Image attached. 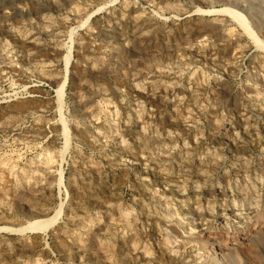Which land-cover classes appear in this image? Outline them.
I'll return each mask as SVG.
<instances>
[{
  "label": "rangeland",
  "instance_id": "1",
  "mask_svg": "<svg viewBox=\"0 0 264 264\" xmlns=\"http://www.w3.org/2000/svg\"><path fill=\"white\" fill-rule=\"evenodd\" d=\"M142 1L0 0V264H214L203 239L238 242L264 212V44L225 12L186 44L214 15ZM240 1L264 31V0ZM263 235L218 264H264Z\"/></svg>",
  "mask_w": 264,
  "mask_h": 264
},
{
  "label": "bare ground",
  "instance_id": "2",
  "mask_svg": "<svg viewBox=\"0 0 264 264\" xmlns=\"http://www.w3.org/2000/svg\"><path fill=\"white\" fill-rule=\"evenodd\" d=\"M127 1V0H126ZM137 2L139 1L140 3H143V1L142 0H136ZM153 1V3L155 4L154 6H155V8L158 10V12L162 15V16H165V13L167 12V11H170V12H173L174 14H175V16L176 17H180V16H183V15H185V14H187V13H190L189 12V9L188 10H186V11H184L183 12V10L181 11L180 9H178L176 6H174L173 4H171V2H168L169 0H151V2ZM194 2H193V4L196 6V11L197 12H199V13H203V14H209V13H211V15H214V17H213V19H211V20H206V21H208V22H206V21H204L206 24H204V25H202V26H200V25H196V24H186V25H188V26H186V25H184V31H185V39H184V41H185V43L186 44H190L192 41H196L197 40V42L199 41L198 40V38L200 39L201 37H203V36H205V37H209V35L211 36L212 34H213V31L214 30H217L218 32H220V31H222L221 29L224 27V26H226L225 25V23H226V18L225 17H220V16H218L219 15V13L221 12V14L223 13V12H225V14L227 13V14H229V15H232L234 18H236L239 22L238 23H241V24H239V25H241L242 26V29H243V31L246 33V35L250 38V39H252L253 40V42H255V43H257V45H258V43H263L264 44V39H263V37L261 38V35L262 36H264V31H263V28L261 29V27L259 26V28H257V25H256V23H255V21H254V19L251 17V14L252 13H250L249 12V7H248V5H245V4H243L240 0H193ZM24 2V0H20V5L22 4ZM138 2V3H139ZM150 2V1H149ZM218 4H221L222 6H224V8H217V6H218ZM96 6V5H95ZM153 6V7H154ZM18 7V9H20V7L21 6H17ZM77 9V8H76ZM162 12V13H161ZM164 12V13H163ZM244 12L246 13V14H244ZM224 14V13H223ZM4 16V15H3ZM141 17V16H140ZM167 17V16H166ZM3 17L1 16V19H2ZM4 19V18H3ZM2 19V20H3ZM7 19V18H6ZM202 19H204V17H203V15L201 16V18H200V20H202ZM172 20V24H174V21H175V19L173 20V18L171 19ZM197 20V19H196ZM195 20V21H196ZM139 21H141V24H139L138 26H142V25H146V21H148L147 19H142L141 18V20H139ZM203 21V20H202ZM146 22V23H145ZM149 22V21H148ZM198 22H200V21H198ZM157 23V22H156ZM201 23H203V22H201ZM147 24H153V22H149V23H147ZM262 25V24H261ZM172 27H173V25H171ZM5 27V26H4ZM8 27V26H7ZM153 27V26H152ZM1 28V27H0ZM3 30V29H2ZM224 30V29H223ZM226 30V29H225ZM1 31V30H0ZM4 31V30H3ZM261 31V32H260ZM218 32H216V33H218ZM216 33H214L213 35H215ZM219 34V33H218ZM123 35V34H122ZM222 35V34H221ZM224 36H225V34H223ZM222 35V36H223ZM135 37H134V39L133 40H128V42L127 43H123V44H126V47L125 48H122V49H124V51H129V52H131V53H133V54H136L138 51H143L144 49H142V46H140V44H142L141 42L142 41H144L146 38H139L140 40H139V42H138V37L136 36V35H134ZM220 36V35H219ZM167 39H168V41L167 42H165V43H160V44H158V45H155V47H159L160 49H162V48H164L165 50H167V51H169V49L171 48V46H170V42H169V39L170 38H168L167 37ZM238 40H239V38H238ZM240 41V40H239ZM119 42V41H118ZM197 42H195V43H197ZM204 42V41H203ZM27 43V42H26ZM194 43V42H193ZM194 43V44H195ZM232 43V42H231ZM24 44V43H23ZM29 44H30V41H29ZM32 44V43H31ZM175 44V43H174ZM240 44V43H239ZM150 45V44H149ZM229 45V44H228ZM262 45V44H261ZM23 46V45H22ZM153 46V45H152ZM231 46V45H230ZM237 46V45H236ZM146 47V46H145ZM150 47V46H149ZM178 47V46H177ZM240 47V46H239ZM238 47V51H237V55H239V54H242L243 52H242V48L240 49ZM263 49H264V46H261ZM45 50V49H44ZM236 50H237V48H236ZM46 51V50H45ZM45 51L43 52V54L45 53ZM47 51H49V50H47ZM51 51V50H50ZM151 51V50H150ZM193 51V50H192ZM39 53V52H38ZM47 53V52H46ZM51 53H52V51H51ZM54 53V52H53ZM70 53V52H69ZM128 53V52H127ZM191 54H192V52H190ZM40 54V53H39ZM49 54V53H48ZM47 54V55H48ZM197 54V53H196ZM55 55V54H54ZM127 55V54H126ZM222 55H224V54H222ZM236 55V56H237ZM70 56V55H69ZM131 56V55H130ZM235 56V57H236ZM234 57V58H235ZM116 58V57H115ZM69 61V60H68ZM134 61V60H133ZM74 65V64H73ZM229 67H226V68H228L230 71L229 72H233V66L232 65H228ZM74 67V68H73ZM72 68H73V70L75 71V72H78V75H80V72H82L81 74L83 75V73H84V71H82L81 69H79L77 66H73ZM98 67V66H97ZM102 67H104V66H102ZM105 68V67H104ZM93 69V68H92ZM84 70H86V72H87V69L85 68ZM89 70V69H88ZM96 70V71H95ZM93 71V70H92ZM94 71H95V73H96V75H101V74H105L104 72H105V70H102V69H94ZM85 72V73H86ZM89 72V71H88ZM90 73V72H89ZM91 74V73H90ZM93 74V73H92ZM87 75V74H86ZM90 77H91V75H89ZM93 76V75H92ZM104 76V75H103ZM94 77V76H93ZM98 77V76H97ZM83 78V77H82ZM57 79V78H56ZM81 79V78H80ZM102 80V79H101ZM91 82V81H90ZM95 82V81H94ZM150 82H152V81H150ZM98 83V82H97ZM102 83V82H101ZM143 83V82H142ZM149 83V82H148ZM65 84V81L64 82H62V85L60 84V88H59V90H60V93H61V95H62V92H63V85ZM95 84V83H94ZM101 85V84H100ZM144 85H145V83H144ZM146 85H147V83H146ZM149 85V84H148ZM135 86H137L136 87V90H144V88H143V86H141L140 85V83L138 84L137 83V85H135ZM247 87V86H246ZM150 89V88H149ZM227 86H224V85H221L220 86V88L218 89V92H217V94L219 95V96H224V95H226L228 92H227ZM150 91H151V89H150ZM159 91V90H158ZM163 91H164V89H162V93H163ZM144 93L145 94H147V92H145L144 91ZM160 93V92H159ZM161 93V94H162ZM164 93H165V91H164ZM183 93V92H182ZM188 93V92H187ZM190 93V92H189ZM165 95V94H164ZM185 95L187 96V94L185 93ZM160 98V97H159ZM161 98H162V96H161ZM189 100V99H188ZM61 101V100H60ZM164 102V101H163ZM17 109H20V108H17ZM22 109V108H21ZM20 109V110H21ZM24 110V109H23ZM65 122V121H64ZM66 125V124H65ZM66 128H68L67 126H66ZM68 130V129H67ZM191 170V169H190ZM210 170V169H209ZM192 172V171H191ZM154 177V176H153ZM205 190H207V189H205ZM205 190H202L203 191V193H208V194H210V195H217V194H223L224 195V190L222 189V190H215V191H213V190H207V191H205ZM34 193V192H33ZM178 194V193H177ZM201 194V193H200ZM26 196V195H25ZM216 199V198H215ZM29 200V199H28ZM226 200V199H225ZM31 203V202H30ZM41 206V205H40ZM167 206V205H166ZM227 208V207H226ZM258 210V209H257ZM46 211V210H45ZM38 212V211H37ZM58 214H59V212H58ZM57 214V215H58ZM195 215H197V221H198V224H196V226H195V228H196V230L199 228L200 229V227H201V225H203V222L201 223V222H199V220H202L203 221V218H201L202 217V215H203V213L202 212H198L197 211V209H196V211H195V213H194ZM193 215V214H192ZM210 215V217H212V219H215V217L216 216H212V213H210V212H208V216ZM43 216V215H42ZM205 217V216H204ZM254 217V221H251V219H247L248 220V222L246 223L247 224V233H246V235H245V238H243V239H238V242L236 241L235 242V239L234 240H230V241H228V237L227 238H225V240L224 241H221L220 240V238L219 237H212V236H208L207 238H205V239H203V241H204V245L203 246H205L206 247V257H207V261L208 262H213L214 264H218V263H225L227 260H229V259H231L233 256L234 257H236V256H238L241 252L242 253H244L242 250L244 249V247L245 246H250L252 243H254V242H258V239L261 237V235H263L264 234V212H262V211H257L256 213H255V215L253 216ZM252 217V218H253ZM44 218V217H43ZM217 218V217H216ZM56 219V216L55 217H53V218H47V219H44V220H41V221H36V222H33V223H28V224H30L29 226H25V227H22V228H20V229H28V227H31V228H42V227H46L49 223H52L54 220ZM193 219V218H192ZM205 219V218H204ZM39 220V219H38ZM201 223V224H200ZM224 224V223H223ZM235 224V223H234ZM233 224V225H234ZM39 226V227H38ZM216 228H218L217 226H216ZM219 228H221V227H219ZM240 227H234L232 230L233 231H236L237 229H239ZM13 229V228H12ZM242 229H244L245 230V227L244 228H242ZM14 230V229H13ZM193 230H195V229H193ZM205 229L203 228H201L200 229V232H202V231H204ZM244 230H242V232H244ZM22 231H25V230H22ZM264 236V235H263ZM177 237V236H176ZM123 242V241H122ZM239 242H242L241 244H239ZM130 243V242H129ZM203 243V242H202ZM119 244H120V242H119ZM124 244H125V242H124ZM123 244V245H124ZM122 245V244H121ZM127 245V244H126ZM182 247H185V248H187L186 247V245L185 246H182ZM190 247V246H189ZM252 247H253V245H252ZM201 248H203L202 246H201ZM189 249V248H188ZM178 250V249H177ZM180 250V249H179ZM193 250V249H192ZM181 251H183V250H181ZM186 252H187V250H185ZM244 251H246V252H248V249L247 250H244ZM194 252V251H193ZM179 253H180V251H179ZM184 253V252H183ZM190 253V252H189ZM250 253V252H249ZM185 254V253H184ZM251 254V253H250ZM173 255V254H172ZM179 255V254H178ZM177 254L175 255V256H178ZM181 255H182V253H181ZM254 256V255H253ZM239 257H240V255H239ZM239 257H238V260H239ZM257 257H258V255H257ZM257 257H255V258H257ZM174 258V257H173ZM175 259V258H174ZM179 258H177V260H178ZM152 261V260H151ZM150 261V262H151ZM179 261V260H178ZM183 261V260H182ZM181 260L179 261V262H182ZM156 263V262H155ZM260 264H261V262H259ZM175 264H177V263H175ZM184 264V263H183ZM200 264V263H199Z\"/></svg>",
  "mask_w": 264,
  "mask_h": 264
}]
</instances>
